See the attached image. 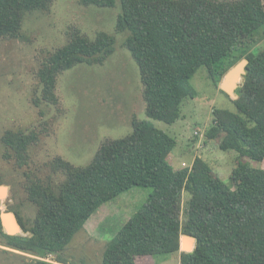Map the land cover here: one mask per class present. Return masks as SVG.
I'll list each match as a JSON object with an SVG mask.
<instances>
[{
  "label": "trees",
  "instance_id": "trees-1",
  "mask_svg": "<svg viewBox=\"0 0 264 264\" xmlns=\"http://www.w3.org/2000/svg\"><path fill=\"white\" fill-rule=\"evenodd\" d=\"M54 2L0 0V40L21 37L26 15L49 12ZM80 2L101 8L119 5L115 30L124 34L123 44L139 67L148 118L133 114L132 131L106 137L87 164L58 155L25 170L22 187L36 213L27 222L15 212L23 233L12 235L2 225L0 210L4 245L39 257L52 253L57 262L34 258L33 264H74L62 252L76 233L103 204L142 186L153 191L110 239L102 264H139L143 257L176 252L180 264H264V45L258 47L264 35V0ZM68 35L65 44L43 52L36 70L40 87L32 98L36 106L43 101L58 104L61 75L82 63L104 64L118 41L116 33L100 30L92 37L78 26ZM244 58L249 63L236 90L239 97L221 89L238 112L215 109L206 136L218 138L222 150L261 162V167L240 163L230 184L200 155L192 166L174 169L169 155L177 140L152 119L172 124L181 117L184 101L196 97L191 78L201 66H207L219 86ZM43 133L7 129L1 136L4 160L19 169L30 166L31 149ZM184 234L196 238L192 251L181 250Z\"/></svg>",
  "mask_w": 264,
  "mask_h": 264
},
{
  "label": "rangeland",
  "instance_id": "rangeland-1",
  "mask_svg": "<svg viewBox=\"0 0 264 264\" xmlns=\"http://www.w3.org/2000/svg\"><path fill=\"white\" fill-rule=\"evenodd\" d=\"M119 5L114 8L85 6L80 0H55L49 12L27 14L21 37L0 40V176L8 188L0 210L18 212L28 222L36 209L27 202L24 171L35 169L61 155L75 164H87L106 137H122L132 131L131 118L147 119L141 94L139 67L123 44V33L115 30ZM94 36L105 30L116 33L115 52L102 65L82 63L59 79L58 104L45 101L36 106L33 96L43 52L63 45L71 27ZM264 29V28H262ZM264 35L258 41L263 47ZM253 47L254 51L259 48ZM222 64H216L221 68ZM195 98L184 101L181 117L172 124L152 119L154 125L177 140L169 155L174 169L191 166L202 156L226 183L240 163L261 167V162L222 150L219 139H208L215 109L238 112L234 102L201 66L191 78ZM40 129L44 133L31 149L30 166L19 169L3 158L1 136L7 129ZM201 135V136H200ZM151 187L136 186L103 204L86 222L62 255L68 263L102 264L103 251L125 222L148 200ZM184 201L187 194H184ZM13 210V211H12ZM18 233H23L19 231ZM0 234V264H33L34 255L4 245ZM139 264H180V253L143 257Z\"/></svg>",
  "mask_w": 264,
  "mask_h": 264
},
{
  "label": "water",
  "instance_id": "water-1",
  "mask_svg": "<svg viewBox=\"0 0 264 264\" xmlns=\"http://www.w3.org/2000/svg\"><path fill=\"white\" fill-rule=\"evenodd\" d=\"M249 60L247 58L242 59L236 65H234L228 72L225 74L224 79L221 82V89L228 93L232 98L237 99L239 96L236 92L237 88L241 85L243 75L246 74V66L248 65ZM8 192V188L5 185H0V199L4 197ZM11 218V221L10 219ZM1 221L4 229L12 235L18 234L17 229L21 228L17 214L15 212L6 211L1 212ZM21 231V230H20ZM187 238L188 245H185L184 239ZM196 241V238L191 235L184 234L181 237V250L183 251H192L194 249L190 248V243L192 240Z\"/></svg>",
  "mask_w": 264,
  "mask_h": 264
},
{
  "label": "built area",
  "instance_id": "built-area-1",
  "mask_svg": "<svg viewBox=\"0 0 264 264\" xmlns=\"http://www.w3.org/2000/svg\"><path fill=\"white\" fill-rule=\"evenodd\" d=\"M201 136V135H200ZM184 166H187V164H185ZM192 166V165H191ZM36 258H38V259H42V260H46V261H49V262H56L55 261V256H54V254H52V253H49L47 256H45V257H39V256H35Z\"/></svg>",
  "mask_w": 264,
  "mask_h": 264
},
{
  "label": "crops",
  "instance_id": "crops-1",
  "mask_svg": "<svg viewBox=\"0 0 264 264\" xmlns=\"http://www.w3.org/2000/svg\"><path fill=\"white\" fill-rule=\"evenodd\" d=\"M221 84V83H220ZM21 231H22V229H21ZM195 243H196V241H195ZM195 246V245H194ZM34 257H35V255H34ZM55 263H57V262H55Z\"/></svg>",
  "mask_w": 264,
  "mask_h": 264
}]
</instances>
